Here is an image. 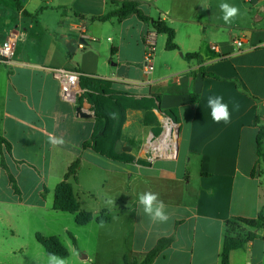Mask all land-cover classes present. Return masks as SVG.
Instances as JSON below:
<instances>
[{"label":"crops","instance_id":"crops-1","mask_svg":"<svg viewBox=\"0 0 264 264\" xmlns=\"http://www.w3.org/2000/svg\"><path fill=\"white\" fill-rule=\"evenodd\" d=\"M128 1L139 2L145 15L176 31V51H167L166 35L156 33L150 74L144 68V39L155 28L135 15L93 21L106 13L107 0H18L22 10L15 0H0V48L11 39L14 43L11 63L0 59V137L11 146L5 157L9 173L1 167L0 155V182L9 181L13 189L9 174L15 182H48L55 171V182H62L80 158L77 181L69 182L82 211L77 192L85 170L91 182H111L115 192V203L92 212L105 219L102 226L95 221L86 225L90 235L113 234L109 247L119 248L109 264L154 250L160 239L172 235L174 243L154 264H220L226 224L256 219L264 209V141L260 154L257 145L264 127V0ZM221 3L240 10L231 24L222 19ZM238 40L245 41L240 52L234 46ZM188 54L198 57L186 60ZM58 68L103 79L113 91L153 102L126 113L125 138L115 149L129 150L134 161H113L83 148L101 135L105 120L79 118L76 108L60 99L51 72ZM215 96L228 105L227 123L211 117L207 101ZM168 111L177 113L180 124L177 158L150 162L147 138L160 133L161 114ZM49 134L62 137L64 144L51 145ZM45 188L33 208L51 197L53 191ZM19 191L12 200L31 207ZM147 191L159 194L168 222H151L136 203ZM5 203L10 204L0 197V204ZM127 217L128 230L106 228L113 219L125 222ZM254 233L255 241L231 253V264H264V230ZM73 238L76 246L66 250L69 255L79 252L76 264H99L96 255L80 247V238Z\"/></svg>","mask_w":264,"mask_h":264},{"label":"trees","instance_id":"trees-1","mask_svg":"<svg viewBox=\"0 0 264 264\" xmlns=\"http://www.w3.org/2000/svg\"><path fill=\"white\" fill-rule=\"evenodd\" d=\"M16 1V7L18 10H22V6L18 0ZM141 4L137 1H119V0H107V11L103 16L93 18V21L108 22L112 19L123 21L131 16H137L143 23L152 24L158 35H166V50L176 51L180 50V47L175 42L176 31L167 26L163 21L153 20L140 8ZM28 15L27 12H24ZM198 57L196 54H188L185 59L190 60ZM205 75L204 72H202ZM82 84L84 87L90 90L88 94L89 101L94 105L95 117L103 118L105 125L101 128V135H97L91 138L90 141L84 143V149H92L95 153L107 158L122 162L129 163L135 159L127 154L129 150L122 152L116 151V146L120 141L125 138L122 134L123 125L126 121V113L128 109L143 110L146 107L153 105V102L149 99L143 98L137 100L128 93L116 92L111 90V82H107L103 79H94L86 76L82 77ZM154 99L160 103L161 99L157 95L153 96ZM193 102H197L198 99L192 97ZM117 113V119H111L109 113ZM264 141V127L261 126L260 132L257 138L258 152L261 153L262 143ZM11 146L2 137H0V155H1V167L8 172L5 157L10 155ZM139 164H147L146 162L139 161ZM81 166V159L78 158L68 168L64 180L57 185L54 191L53 210L63 213H69L75 216V222L77 225L86 226L92 222L101 223L105 219L102 217L95 218L91 213H87L81 210L80 204L75 196L73 185L69 182L70 179L77 181V174ZM9 173V172H8ZM10 184L16 193L19 192L15 179L10 176ZM46 191V190H45ZM264 230V209L261 210L256 219L248 218H236L231 219L226 224L225 237L222 246V253H220V264H231L230 255L236 250L243 249L248 243H252L257 239V235L254 231ZM38 243L43 247L46 254L55 253L61 257H68L69 252L66 247L57 237H44L40 234L36 235ZM73 244L76 246L75 239L71 236ZM175 241V236L162 238L159 240L154 250H151L145 254H134L132 256H126L124 258V264H154L155 260L161 253L165 252Z\"/></svg>","mask_w":264,"mask_h":264},{"label":"rangeland","instance_id":"rangeland-1","mask_svg":"<svg viewBox=\"0 0 264 264\" xmlns=\"http://www.w3.org/2000/svg\"><path fill=\"white\" fill-rule=\"evenodd\" d=\"M56 174L58 171L49 176L48 182H16L18 190L20 188L22 192V199H30L31 207H27V203L20 204L16 199L12 200L15 189L9 188V181L0 182V197L5 202H10L0 204V264H45L47 254L38 243L37 234L57 237L67 248L74 246L71 236H77L80 238V247L89 251L91 256L96 255L99 264H109L110 259L114 258L119 246L116 248L113 245L114 249L109 247L108 238H112L113 234H109V231H98L90 235L86 226L76 224L74 215L53 210V192L61 183L55 182ZM82 176L83 182L81 181L77 193L82 209L93 215L94 210L108 206L106 200L113 197L115 192H112L111 182H91L87 170ZM45 187L53 191L51 197L41 208H33L32 204L39 200L40 194L46 192ZM15 198L18 199V195ZM119 226L128 230L130 218L127 217L125 222L123 219H113L106 228L111 230ZM119 242L122 241L117 240ZM122 245L123 248L126 247L124 242Z\"/></svg>","mask_w":264,"mask_h":264},{"label":"built area","instance_id":"built-area-1","mask_svg":"<svg viewBox=\"0 0 264 264\" xmlns=\"http://www.w3.org/2000/svg\"><path fill=\"white\" fill-rule=\"evenodd\" d=\"M156 31L149 32L145 36V46L148 50L144 59V68L147 74L153 71V56L155 49ZM245 41L238 40L234 42L237 51L243 49ZM215 51L217 48H213ZM14 43L11 39L7 44L0 48V59L6 64H10L14 57ZM54 79L58 82L60 88V99L74 108L81 107L84 113L95 117L94 105L89 101L88 94L90 90L83 86L82 77L78 72L66 69H52ZM263 115H264V101ZM180 124L178 115L175 111L163 112L161 114V130L156 135H149L145 144V153L150 162L158 160H175L178 154V138Z\"/></svg>","mask_w":264,"mask_h":264},{"label":"clouds","instance_id":"clouds-1","mask_svg":"<svg viewBox=\"0 0 264 264\" xmlns=\"http://www.w3.org/2000/svg\"><path fill=\"white\" fill-rule=\"evenodd\" d=\"M223 16L225 24H231L232 21L239 15V9L235 6L229 5L227 3H221L219 5ZM208 107L211 109L212 119L220 123L221 121L227 123L230 121L231 113L229 111L228 105L223 102V98L220 96L209 97ZM111 119H117L118 114L113 112L109 113ZM48 142L53 146H61L64 144V139L62 137H57L55 135L49 134ZM115 203L111 198L106 200V204L112 205ZM136 203L142 208L143 213L149 217L153 223H166L170 219L166 206L162 200L159 198L158 193L151 191L143 192L138 195ZM101 222V226H102ZM79 258V252L73 250L68 257H61L55 253H48L46 255L45 264H76V260ZM83 264V262H81Z\"/></svg>","mask_w":264,"mask_h":264},{"label":"water","instance_id":"water-1","mask_svg":"<svg viewBox=\"0 0 264 264\" xmlns=\"http://www.w3.org/2000/svg\"><path fill=\"white\" fill-rule=\"evenodd\" d=\"M76 115H77V117H79V118H83V119H89V118H92L91 115H89V114H87V113H84V112L82 111V108H81V107H77V108H76Z\"/></svg>","mask_w":264,"mask_h":264}]
</instances>
